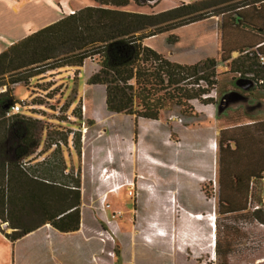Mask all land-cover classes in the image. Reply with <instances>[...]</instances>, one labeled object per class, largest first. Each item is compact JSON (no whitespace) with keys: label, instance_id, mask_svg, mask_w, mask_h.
I'll use <instances>...</instances> for the list:
<instances>
[{"label":"trees","instance_id":"trees-1","mask_svg":"<svg viewBox=\"0 0 264 264\" xmlns=\"http://www.w3.org/2000/svg\"><path fill=\"white\" fill-rule=\"evenodd\" d=\"M92 1L94 6L64 15L0 53V80L8 78L0 85L6 87L0 92V221L11 230L1 231L11 244L44 226L58 234H72L81 225L80 179L66 170L62 156L66 137L72 132L48 137L40 143L34 112L7 117L19 104L12 95V86L28 87L32 80L46 73L64 68L81 69L86 61H93L96 70L88 77L87 85L103 88L108 115L157 122L171 105L185 116L195 115L198 113L195 106L202 109L217 104V61L205 58L182 65L151 49L145 41L220 17L221 66L227 68L233 80L235 75H240L237 82L250 84L248 92L264 91V29L252 25L254 5L263 0L242 2L233 9L228 4L239 0H201L180 3L156 14L126 10L131 4L140 7L143 1L154 0ZM245 12L249 16L245 17ZM256 14L260 18V11ZM242 27L260 34L255 46L237 48L234 39L226 40V33L232 29L237 32ZM176 42V36H168L169 45ZM233 53L238 56L232 58ZM246 74L252 78H245ZM35 105L42 104L35 102ZM73 114L77 118L81 116L80 111ZM263 135L264 123L219 133L216 192L219 216L233 220L246 218L243 212L250 183L264 175L262 160L255 162L252 154L254 144ZM79 142L77 134V146ZM204 194L209 197V193ZM254 217L264 224V212L258 210ZM215 227L216 219L214 231ZM214 231V252H218ZM229 231L237 232L232 228Z\"/></svg>","mask_w":264,"mask_h":264},{"label":"rangeland","instance_id":"rangeland-1","mask_svg":"<svg viewBox=\"0 0 264 264\" xmlns=\"http://www.w3.org/2000/svg\"><path fill=\"white\" fill-rule=\"evenodd\" d=\"M155 1L153 4L143 1L140 7L131 4L126 10L134 13L156 14L173 9L180 3L201 0ZM246 1L250 0L233 1L228 6L233 9ZM54 3L62 13L63 7L60 0ZM0 13L4 14L6 23L3 25L0 22V32L7 33L10 28H14L10 26L11 11L6 5H0ZM27 15L25 10L21 14V19ZM63 16L62 14L60 17ZM173 32L146 40L145 44L163 52L168 48L166 35H174ZM214 32L209 26L195 25L183 28L175 35L181 38L182 44H188L197 36L206 37L207 43L211 46ZM182 46L178 49H182ZM199 48L189 54L190 58L195 59L209 53L211 57L215 56L212 47L209 49L203 45ZM187 51L178 53L184 61L188 59ZM216 59L217 104L202 109L195 106L198 113L188 116L181 114L179 108L171 105L160 114L157 122L135 121L123 115H108L104 106L103 88L87 85L88 77L96 70V64L93 61H86L81 69L64 68L46 73L32 80L28 87L12 86V95L20 105L24 104L23 107L21 105L20 113H35L36 126L40 129V143L48 137H59L58 134L69 132L75 134L73 139L71 135L66 137L67 139L65 136H60L68 140L62 156L66 170L78 175L80 179L81 195L83 192L85 204L83 222L98 223L102 228L99 225L96 226V232L101 231V238L104 240L103 264H228L227 257L235 259L232 264H249L253 256L247 252L248 250L255 249L260 256L264 255L262 245L264 229H259L257 225L249 222L248 218L233 220L219 216L216 198H209V196L205 197V200L215 199V210H205L206 205H202L199 207L203 209L202 212H198L195 218L201 220V216L207 215L211 219L213 217L216 219L214 232L219 253L214 252V259L210 262L212 258L210 249L207 250L204 245H199L197 253L188 249L181 251L175 261L159 260L158 234L164 233L166 238L173 240L181 235V230L177 228L180 212L176 192L169 197L170 202L166 213H159L158 205L163 177H168L170 182L166 184H171L174 180H180L185 174L183 160L187 158L188 153L187 148L179 144L178 137L194 147V150L189 152L192 153L191 159L194 165L201 154L206 155L207 158L210 156L208 149H205L206 146H210L212 137L216 138L214 131L227 122L237 119V113L233 112L227 102L229 96L234 101L238 100L237 94L228 91V85L231 84L229 79L232 75L227 74V68L222 67L218 58ZM7 80L5 76L0 80V85ZM5 90V86H0V92ZM35 102L42 105H35ZM225 102L226 105L223 104ZM79 111L81 116L74 117L73 112ZM77 134L80 138L79 146L75 143ZM199 147H204L205 151L201 153ZM214 148L216 150V145ZM164 153H166L165 156ZM164 159L165 166L162 164ZM203 187L208 189L207 184ZM112 191L113 194H110ZM100 195L103 213L92 211L94 207L100 206ZM90 203L94 204L91 208L88 207ZM89 210L92 213H89ZM100 214H102L101 218ZM174 223L175 229L172 227ZM1 224L6 223L1 222ZM204 228L205 224L202 228L200 226L203 234ZM231 228L237 232L229 231ZM0 230L5 233L11 232L10 229L7 231L0 228ZM90 234L93 233L90 232ZM1 254L4 255L2 259L6 260L4 264H11V250L8 245L3 249L0 244ZM0 264L3 263L0 262Z\"/></svg>","mask_w":264,"mask_h":264},{"label":"crops","instance_id":"crops-1","mask_svg":"<svg viewBox=\"0 0 264 264\" xmlns=\"http://www.w3.org/2000/svg\"><path fill=\"white\" fill-rule=\"evenodd\" d=\"M54 1L58 0H0V5H6L11 11L12 19L10 21V26L12 25L14 27L10 28L7 33L0 32V53L6 50L13 43L23 39L29 34L58 21L61 19L60 16H62V14L69 15L74 11L84 7L94 6L92 0L89 2L86 0H60L63 7V11L61 13V11L56 7ZM254 8L255 12H253L254 20L252 21V25L264 29V0L256 3ZM25 10L28 15L24 19H21V14H23ZM256 11H260V18H258L259 16L256 14ZM249 14V12H245L244 16L247 17ZM3 15L4 14L1 15L0 13V22L3 25H6ZM55 19L57 20L55 21ZM248 22L251 21L248 19ZM195 25H206L209 26V28H213V31L215 32L213 35V44H211V46H209L207 43L206 37L201 38L197 36L193 41L188 42V44H182L183 41H181V38L175 35L183 28H188ZM183 28L177 29L173 32L174 36L177 37V42L175 44L169 45L167 43L168 48H166L165 51H155L182 65H191L205 58H214L216 61V58H218L219 60L221 49L220 18L201 21ZM228 35H230V37ZM166 37L168 38V35H166ZM260 37L261 36L259 33L254 32L253 30H250L246 27L240 28L237 32L232 29L228 32V34L226 33V40L229 38L234 39L236 41L235 44H237V48H248L250 46H255L258 43L257 39ZM151 39L152 38L148 40ZM181 45H183V48L179 50L178 48ZM203 45L209 49L212 47V52H214L215 56L211 57V53H209V55H201L195 59L190 58L189 54L199 50V47ZM147 46L153 49V47L149 44H147ZM262 47L264 52V44ZM184 50H188V59H186V61H184V58L178 54ZM237 56V53L232 54V58H236ZM229 82L231 84L228 85V91L237 94L238 100L234 101L229 96V100L227 99V102L228 106L232 107L233 112L237 113V119L227 122L214 131L216 138L212 137L210 140V146H206L205 149H208L210 156L207 158L206 155L201 154L200 157L197 158L198 162L193 165L191 159L192 153L189 152L193 151L194 147L188 144V142H185L184 139L178 137L179 144L184 145L185 149L187 148L186 151L188 153L187 158L183 160V170L185 174L184 176H181L180 180H174V182H172L174 185L171 183L173 186L172 188H176L174 190L171 188V184H166L167 182H170V179L166 176L163 177V187L158 196V205L159 213H166L167 206L170 202L169 197L176 192L180 212L179 219L177 220V228L181 230V235L173 240L166 238L164 233L158 234L157 245L159 246L160 251L159 260L161 259V261H175L178 259L177 255H180L181 251H187L188 249L197 253L196 250L199 245H204L207 250L210 249L212 256L210 262L214 259V233L212 227H210V217L207 215L201 216V220H197L195 217L198 215V212H202L203 209L199 208L202 205H206L204 206L206 207L205 210H215V199L206 201L204 192L209 193L210 198H216L218 180L217 137L221 131L231 130L234 128L250 127L258 123H264V91L248 92L247 90L240 88L237 85V81L233 80L232 78L229 79ZM217 101L218 100L216 99V102ZM223 104L226 105V102ZM215 145L217 147L216 150L214 148ZM254 145H256L252 148L254 161L256 162V160L260 159L263 162H261L262 166H264V135L262 137L260 136L259 142L255 143ZM198 149L201 151V153L205 151L204 147H199ZM165 155L166 153H164V156ZM162 164L165 166V159L163 160ZM205 184H207V186H210L211 184V187L203 191V186ZM249 188V199L247 201V207L243 212V216L248 218L249 222L257 225L259 229H264V224L258 223L254 217V213L256 211L261 210L264 212V175L262 179L254 183H250ZM110 194H113V191L110 192ZM99 197L100 206H97L98 208L94 207L92 211H100L103 213L101 207L102 197L101 195ZM92 206H94L93 203L88 204V207L91 208ZM84 210L85 204L84 195L82 192L81 225L79 230L72 234H58L49 226H44L37 231L30 233L14 244H11L3 236L0 230V244L2 245L3 249L6 247V245H8V248L10 247L11 264H103L102 251L104 240L101 238V231L100 233L99 231L96 232V226L99 224H85L83 222ZM88 212L92 213L90 210ZM101 217L102 214H100V218ZM203 224H205L204 234L202 233V230L200 231V226L202 228ZM172 227L175 229V223L172 224ZM90 232L93 234H90ZM262 245L264 246V243H262ZM247 252L253 256V260L249 264H264V255L260 256L255 252V249L248 250ZM2 257H4V255L2 256L1 254L0 262L4 264L6 260L2 259ZM227 258L228 259L226 261L228 264H232L235 260L233 257Z\"/></svg>","mask_w":264,"mask_h":264},{"label":"built area","instance_id":"built-area-1","mask_svg":"<svg viewBox=\"0 0 264 264\" xmlns=\"http://www.w3.org/2000/svg\"><path fill=\"white\" fill-rule=\"evenodd\" d=\"M156 1L154 0L153 2H150V3H155ZM260 64H263V60L262 59H260ZM240 75H235V77H234V79H235V81H238L239 79H240ZM245 78H252V76L251 75H245L244 76ZM263 82H260V84H262ZM20 109H21V105L20 104H16L12 109H11V111H10V113H8L7 114V117L8 116H10V115H14V114H18V113H20ZM75 134L72 132L71 133V139L73 138V136H74ZM40 161H42V158L40 159ZM25 163V162H24ZM214 221H215V218L213 217L212 218V229H213V231H214ZM213 241H214V236H213Z\"/></svg>","mask_w":264,"mask_h":264},{"label":"water","instance_id":"water-1","mask_svg":"<svg viewBox=\"0 0 264 264\" xmlns=\"http://www.w3.org/2000/svg\"><path fill=\"white\" fill-rule=\"evenodd\" d=\"M237 85L240 87V88H242V89H244V90H247L249 87H250V84H245V83H242V82H237ZM0 228L2 229V230H9V228H8V225L7 224H1V221H0Z\"/></svg>","mask_w":264,"mask_h":264}]
</instances>
